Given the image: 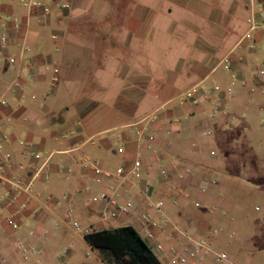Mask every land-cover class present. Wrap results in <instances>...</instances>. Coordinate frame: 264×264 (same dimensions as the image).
<instances>
[{"label": "crops", "instance_id": "0c3cea01", "mask_svg": "<svg viewBox=\"0 0 264 264\" xmlns=\"http://www.w3.org/2000/svg\"><path fill=\"white\" fill-rule=\"evenodd\" d=\"M21 2L0 0V88L19 71L0 105V144L11 155L3 175L31 180V193L7 194L0 179V264H11L17 242L46 264H106L68 215L93 230L130 225L152 251L167 250L168 264H179L187 235L207 237L237 264H259L245 231L264 220L241 198L264 192V0H53L48 15ZM250 18L260 27L251 30ZM12 57L19 69L6 63ZM102 193L133 211L110 217ZM141 212L158 224L152 241Z\"/></svg>", "mask_w": 264, "mask_h": 264}, {"label": "built area", "instance_id": "2783aa9c", "mask_svg": "<svg viewBox=\"0 0 264 264\" xmlns=\"http://www.w3.org/2000/svg\"><path fill=\"white\" fill-rule=\"evenodd\" d=\"M51 1L53 2V0H22L21 4L28 13H31L34 10H39L42 15H48L52 9ZM55 7L58 9H62V8H67L68 5L55 3ZM5 22H6V19L0 15V48H2L7 42V31L5 27ZM12 22L15 27H18L19 21L17 18H13ZM248 22L250 23L251 30H254L260 27V25L256 21H254L252 18H250ZM52 38H54V36H52ZM6 63L17 66V68L19 69V60L17 59V57H12L8 59ZM3 65L4 63L0 62V68ZM53 72H56L55 67L53 68ZM261 73H264V71H261ZM56 80L57 79L55 76L51 78V82L53 83L56 82ZM16 87H19V71L17 72L15 78L11 81L10 84H8L6 87L2 89L0 88V105L3 103L6 94L12 88H16ZM192 103L194 105L197 104V100L193 99ZM219 110H220L219 105H216L214 107L213 112L216 113ZM134 130L138 135H141L144 132L145 128L139 127L137 124H135ZM206 134H210V133L207 132ZM146 140H147L146 143L148 144L153 143L154 136H148ZM19 143L22 144V141H20ZM146 147L148 148V145ZM10 157H11L10 153L4 152L0 144V179L3 180L9 186L7 194L10 193L13 195H19L21 193H28V194L31 193V180H29L28 182H23L20 179L7 178L6 176L3 175L4 168L7 166ZM34 157L38 158L39 155L35 154ZM83 164L89 165L95 170H98V167H97L98 163L94 160H86L83 162ZM140 167H141V160L136 159L133 162V166H132L130 173L132 175L137 176L139 173ZM121 172L122 170L118 169L114 173V176L120 177ZM189 172H190V169L185 168L182 173L178 174V177L183 178L185 175L189 174ZM160 174L164 178L167 177V169L165 167H162L160 169ZM212 183H215V181L212 180ZM202 190H205V187H203ZM143 192L145 194H148L150 192V187L148 185L145 186L143 189ZM100 198L107 200L109 207H110V212H109L110 217L112 218H115L118 215H127L133 211V204L130 201H126L124 203H118L113 198L107 197L103 193L101 194ZM162 205H163V202L161 200L156 201L154 203L156 211L160 212ZM21 207H24V205H22ZM67 219L71 223L73 230L76 233L85 235L93 231L92 226L82 227L76 222H72L69 215L67 216ZM138 221L140 225L142 226V228H144V237L147 240L152 241L154 238V234L152 233L151 229L154 227H157L158 224L155 222V220L152 218V216L149 213H145V212H141L138 214ZM7 222L12 227L16 226V223L11 218L7 219ZM186 238L188 240V244L187 246L184 247L183 253L177 257V262L179 264H185L188 260L202 259L207 256H211L212 261L215 264H223L225 262H228L229 264H237L235 261L229 259V256L226 252H223V251L216 252L213 249L212 244L207 237H203V236L192 237V236L187 235ZM154 249L157 251H162L163 246L157 243L154 245ZM16 250L20 258L23 261L28 262V264H36V261L30 260V255L31 254L38 255L40 253L39 249H37L36 247L26 242H17ZM63 250L65 251L67 250V248H63Z\"/></svg>", "mask_w": 264, "mask_h": 264}, {"label": "trees", "instance_id": "16d2710c", "mask_svg": "<svg viewBox=\"0 0 264 264\" xmlns=\"http://www.w3.org/2000/svg\"><path fill=\"white\" fill-rule=\"evenodd\" d=\"M84 237L106 264H163L130 225L93 230Z\"/></svg>", "mask_w": 264, "mask_h": 264}, {"label": "rangeland", "instance_id": "374dc122", "mask_svg": "<svg viewBox=\"0 0 264 264\" xmlns=\"http://www.w3.org/2000/svg\"><path fill=\"white\" fill-rule=\"evenodd\" d=\"M169 46H170V43L168 45H166L167 48H170ZM166 47H164V49H162L161 52H160L162 58L164 56V52L167 53V52L170 51V50H165V49H167ZM170 49H172V48H170ZM147 66L148 65H146V67H145L146 68L145 71L149 70ZM240 179H243V180H240ZM238 180H240V182H242L241 184L250 186L248 184V182H247V177L242 176V177H239ZM248 195H249V197H242L241 201L244 204H246V207L248 209H250V211L252 210V215L254 217L260 218L261 220H264V192L257 193V194H252V195L248 194ZM240 214L238 216L241 217L242 214L241 215ZM239 222H241V220ZM117 223H120V222L115 221V223L112 224V225H115ZM107 225H110V224H107ZM249 232H250V234L252 236L251 240H250V242H251L250 243V247H252L253 249L258 250V255L260 256V263L259 264H264V227H262V223H260V225L258 224V227L255 230H252V231L247 230V231H245V234L246 233L248 234ZM153 251H155L154 248H153ZM165 253H167V250H165V249H164V252H162V253L161 252H156V254L162 259L164 264H168V263H166V259L164 260L162 258ZM173 255H177L176 252ZM196 260L197 259H195V261ZM200 260L201 261H197V264H215L213 261L209 260L207 257L202 258ZM11 261H12L11 264H28V262L23 261L20 258V256L18 255L17 252H16L15 256L12 257ZM34 261H36V264H46L44 260H40L39 261V260H37V258L34 259ZM191 261L192 260H188L185 264H189V262H191Z\"/></svg>", "mask_w": 264, "mask_h": 264}]
</instances>
